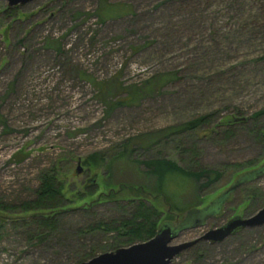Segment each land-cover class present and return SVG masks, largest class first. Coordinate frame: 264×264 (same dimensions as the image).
<instances>
[{
	"label": "rangeland",
	"instance_id": "obj_1",
	"mask_svg": "<svg viewBox=\"0 0 264 264\" xmlns=\"http://www.w3.org/2000/svg\"><path fill=\"white\" fill-rule=\"evenodd\" d=\"M161 1L33 0L7 13V0H0L1 200L19 204L33 198L41 174L48 171H55L66 192L98 190L94 194L98 196L109 190L108 181L113 187L143 184L153 198L158 193L153 191L155 180L147 175V166L134 159L163 156L188 169L203 166L224 172L211 188L201 191L183 185V179L174 183L166 180L170 194L178 192L181 205L203 208L239 175L232 169L223 170L225 164L243 163L263 153L262 144L247 129L252 127V114L264 108V62L252 61L254 55L264 53V42L250 39L240 43L241 34L231 30L230 41L218 47L213 41L206 44L196 36L189 37L182 27V35L164 42L161 39L134 53L132 46L159 38L157 22L172 16V7L157 10ZM104 2L129 3L135 14L103 19L99 9ZM197 49L222 52L226 55L222 63L227 62L228 68L238 61L244 67L233 70V76L223 83L218 76L222 68L204 60L206 71L192 72L186 80L173 81L150 94H136V103L113 104L124 100L130 87L142 92L139 87L150 76L187 64V54ZM231 113L246 121L236 125L235 134L225 141L214 132L200 130L193 135L199 151L193 155L194 161L191 152L181 147L191 146V136L167 133L170 126L201 114H216L218 122ZM259 123L264 125V115ZM123 150L131 159H115L110 175L107 166L86 162L87 156L94 154L109 161ZM253 185L264 193V175L241 184L220 213L202 225L181 230L172 243L196 239L236 215L246 217L258 211H247L249 203L242 202L241 188ZM162 198L156 203L166 213L169 205ZM191 209H174L177 216L171 221L182 220ZM117 210L107 202L90 214L66 213L59 234L43 242L28 239L29 228L36 230L24 223L31 219L29 214L0 211V264L73 263L78 252L108 245V235L77 231L83 232L88 223L92 226L99 220L119 217ZM165 217L161 223L168 220ZM171 264H264V225L241 229L221 243L200 241L174 257Z\"/></svg>",
	"mask_w": 264,
	"mask_h": 264
},
{
	"label": "trees",
	"instance_id": "obj_2",
	"mask_svg": "<svg viewBox=\"0 0 264 264\" xmlns=\"http://www.w3.org/2000/svg\"><path fill=\"white\" fill-rule=\"evenodd\" d=\"M162 6H167V8L172 7L173 14H171L172 16L167 21L163 19V21L160 20V22H157L159 25L156 29L159 38L154 37L152 40L146 41L144 45L132 46L134 53L149 45L160 43L161 39L162 41L165 39L168 41L173 39L174 35H182V27L190 33L189 37L196 36L200 42H206V44H208V40L213 41L218 47L230 41L229 37L232 35L231 30L235 34H241L238 36L240 43L250 39L256 42H264V33L262 32L264 28V0H163L157 5V10L162 12ZM16 8L18 7L10 8L7 6L8 10L6 12H13ZM180 13L184 15L180 17ZM99 14L101 18L108 19L125 14H135V11H133V6L129 3L111 4L104 2L100 6ZM235 24L238 26L234 27ZM226 28H228V31ZM225 57L226 55H223L222 52L213 53L209 49L207 51L202 49L192 50L187 54L189 60L187 64L184 63L182 67H173L171 70L150 76L142 83V87H139L142 92L136 86L130 87L131 89L127 91V97L124 100L115 101L113 104L136 103L138 99L136 94H150L155 90L159 91L163 89V86L173 81H184L191 76L192 72L197 74V72L202 71L201 69L204 68V60H207L213 66L216 65L217 68H222L218 76L225 83L233 76V74L230 75L233 70L238 69L240 66L244 67V64L238 61L236 63H230L231 67L228 68L226 66L227 62L222 63V61H226L223 60ZM252 61L253 63L264 62V53L254 55ZM204 71H206L205 68ZM263 115L264 108L252 114V127L247 129L262 144L263 153L259 157L249 159L243 163H235L233 165L225 164L223 166V170L232 169L234 173L239 172L234 182L241 177H251L244 183L245 185L252 178L264 175V168H262L264 164L259 166L260 163L264 162V125L259 123ZM216 117V114H201L184 123L170 126L167 129V133L168 135H175V137L184 135L191 136L193 139L191 140L193 142L191 146L187 147L182 144L181 147L182 149L185 148V152H191L190 156H192V161H194L193 155H197L199 151L194 144L195 140L193 135H196L200 130L205 134L214 132L216 136L220 135L221 141H225L235 134L236 125L246 121V118L238 117L236 113L224 115L220 119L221 121L218 122H215ZM218 127L220 130L217 129ZM127 152L123 150L112 159H109V161L104 155H89L87 156L86 162L96 167H100L101 165L107 166L109 170L108 175H110L115 159L120 161L131 159ZM135 159L134 161H139V163L147 166V175L153 177L155 180V189L153 191L158 193L153 198L147 194V187L143 184L119 183L117 187H113L108 181V185L106 186H110L109 190L107 192H100L98 196H94L98 190H90L87 193L81 191L76 193L73 191L66 192L63 181L59 179L55 171H48L41 174V180L33 198L23 200L19 204L4 202L0 199V211L3 214H29V219H31H28L29 221L26 220L24 223L28 227L31 225L35 226L36 230L33 232L29 228L28 239H37L38 242H43L53 234H59L61 218L66 213L71 211H85V213L90 214L100 203H113L119 209L117 210L120 213L119 217L99 220L92 224V226L88 223L83 232L77 231L83 234L89 230L90 232L108 235V245L78 252L74 257L76 259L75 262L72 263L71 261L69 263L77 264L94 257L100 251L110 248L117 249L122 246H129L137 242L146 241L155 235L163 216L171 220L177 216V213H172L174 209L178 211L182 210L183 212L189 207L196 208L194 204L182 203L181 205V202H178V192H175L176 196L170 194V190L166 184L168 178L173 180V183L178 181V179H183L185 181L183 185L191 186V188H197V190L201 191L211 188L224 173L221 169L215 170L203 166L188 169L181 166L177 161L163 156L147 160ZM195 163L197 162L195 161ZM253 186H250L247 190L241 188L244 193L242 202L249 203L247 211H256V209L259 210L264 206V193L256 186ZM153 191H150L149 194H153ZM231 197L232 193L228 200ZM160 198L169 205L166 213L156 203V200ZM82 199L87 200L84 203H79V200ZM1 219L4 220L3 217Z\"/></svg>",
	"mask_w": 264,
	"mask_h": 264
},
{
	"label": "water",
	"instance_id": "obj_3",
	"mask_svg": "<svg viewBox=\"0 0 264 264\" xmlns=\"http://www.w3.org/2000/svg\"><path fill=\"white\" fill-rule=\"evenodd\" d=\"M31 1L33 0H7V3L9 7H14ZM262 168H264V165ZM81 170L82 168L79 166L78 172ZM250 178H239L203 208L187 210L182 220L178 219L177 222L167 220L160 223L155 235L146 241L137 242L126 247L122 246L113 251L102 252L77 264H171L174 257L200 241L205 240L210 243H221L241 229L263 226L264 206L250 216L236 215L223 225L210 228L196 239L178 244L172 243L178 237L181 230L187 227L202 225L209 217L220 213L230 198L231 193ZM95 180V177L90 179L92 183Z\"/></svg>",
	"mask_w": 264,
	"mask_h": 264
},
{
	"label": "flooded vegetation",
	"instance_id": "obj_4",
	"mask_svg": "<svg viewBox=\"0 0 264 264\" xmlns=\"http://www.w3.org/2000/svg\"><path fill=\"white\" fill-rule=\"evenodd\" d=\"M87 186H88V184H87Z\"/></svg>",
	"mask_w": 264,
	"mask_h": 264
}]
</instances>
